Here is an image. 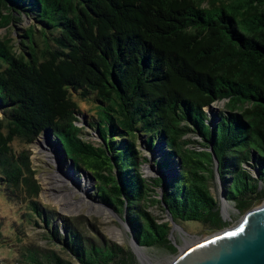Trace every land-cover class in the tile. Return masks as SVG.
<instances>
[{"label":"trees","instance_id":"16d2710c","mask_svg":"<svg viewBox=\"0 0 264 264\" xmlns=\"http://www.w3.org/2000/svg\"><path fill=\"white\" fill-rule=\"evenodd\" d=\"M23 12L33 22L21 39L0 37V195L25 200L24 214L50 229L46 239L62 238L57 215L39 201L30 150L13 142L29 145L47 129L65 160L94 177L95 195L126 213L146 247L170 242V222L147 210L160 203L154 195L162 180L142 171L149 161L142 148L151 151L158 141L178 165L163 187L176 222L209 231L226 226L209 183L212 153L202 148L213 147L226 197L240 213L264 199V0H0V28ZM72 90L96 95V121L87 125L96 123L99 145L76 124ZM222 100L225 110L211 126L206 108ZM250 160L256 176L243 165ZM78 219L63 221L59 241L71 260L28 245L22 261L134 263L127 248L97 231L87 235Z\"/></svg>","mask_w":264,"mask_h":264},{"label":"rangeland","instance_id":"374dc122","mask_svg":"<svg viewBox=\"0 0 264 264\" xmlns=\"http://www.w3.org/2000/svg\"><path fill=\"white\" fill-rule=\"evenodd\" d=\"M16 20L18 22H12L9 26L0 28V37L3 38L8 35L14 42H18L21 39L20 34H23L22 30L33 22L26 12L16 15ZM71 97L76 101L80 109V112L76 113L75 116L78 118L76 124L84 128L83 137L99 145L102 140L97 134L96 123H94L93 127L87 125L88 121H96V117H92V114H96V95L91 93L86 98H82L79 91L72 90ZM223 110H225L224 100L217 101L213 103V107L206 108L208 123L211 126L220 119L219 112ZM2 114L3 112L0 107V117ZM45 131L29 145L15 140L13 146L16 150L23 148L30 150L31 163L33 169L36 171V178L41 185L39 201L47 210L57 215L54 224H58L62 238L58 241L46 239L44 234H49L50 229L46 228L41 220H38L37 224L35 216L31 220L28 215L24 214L28 210L25 200H21L20 198L22 202H19L18 200H12L0 195V259L4 260L5 264H26L22 261L21 255L26 252L25 250L28 245L40 246L44 249H55L65 259L71 260V253L61 243L63 235L67 231L63 222L65 219L74 221L79 218L78 220L82 222L81 227L84 228V233L87 235H95L97 231L100 235H105L109 240L127 248L133 255V264H168L181 249L215 232L207 230L199 222H182L178 223V226L174 228H172L171 223L170 242L168 245H174L177 249L176 251L168 245L162 244L151 247L144 246L142 249L146 256L135 253L131 248V241L133 239L131 231L112 213L111 208L108 206L109 204L106 205L107 203L105 204V202L95 195V183L92 177L88 172L83 174L84 169H78L74 164L73 168L75 170H73L70 167L72 162L65 160V153L59 141L52 132L46 133ZM190 136L192 139L200 140L196 135L191 134ZM158 143L151 152L142 148L144 155L148 156L152 162V167L144 163L142 171L147 178L161 177L164 183H167L177 175L176 170L178 165L173 163L175 162V158H170L165 154L163 141H158ZM53 146L57 148H54L55 152H50ZM155 159L161 161L168 160V164L165 167L157 166L154 163ZM243 165L254 176L257 175L258 165H255L254 160H250ZM165 171H168L170 175L166 176ZM209 183L211 191L218 201L223 220L226 222L225 227L236 225L243 213H240L234 202L230 200L228 203L231 206L228 208V213H225L221 200H219L221 196L220 187L215 175ZM223 186L225 188V183H223ZM156 190L160 192L161 188L158 187ZM263 201L264 199L255 206L260 205ZM149 204L147 210L159 221L170 220V216L158 204ZM75 224L78 223L76 222ZM13 226L16 230L12 228Z\"/></svg>","mask_w":264,"mask_h":264},{"label":"water","instance_id":"95a60500","mask_svg":"<svg viewBox=\"0 0 264 264\" xmlns=\"http://www.w3.org/2000/svg\"><path fill=\"white\" fill-rule=\"evenodd\" d=\"M210 107H213V104L208 106V108ZM50 132H52L50 131V129L46 130V133ZM98 133L99 129L97 130V134ZM157 143L156 146L159 144ZM60 145L63 148L61 143ZM163 146L164 149V142ZM199 148L202 147L199 146ZM154 149H152L151 151H153ZM202 149H207L212 153L214 175L220 187L219 190L221 196L219 200H221L223 206L224 204H229V200L226 197V189L223 186L224 181L221 178L219 170V159L214 153L212 146ZM145 163L148 164L149 167H152V162L150 159ZM179 164H181V161H179ZM70 167L75 170V168H73V162ZM176 172L178 174V168ZM257 172H259L258 168ZM82 173L86 174L87 171L84 170ZM165 173L166 176L170 175L168 171H165ZM88 174L92 177L93 180H95L90 173ZM158 178H160L162 181L161 185L155 187L156 193L154 196L160 200V203L157 204L161 208H163V210H165L166 213L170 216V220L166 221H169L170 224L172 223V228H174L175 226H178V222L173 219V216L169 212V209L163 202V187L172 178L167 183H164V180L161 177ZM149 179L152 180L151 178ZM158 187L161 188L160 192L156 190V188ZM108 206L111 208L112 213L131 231L133 237L131 241V248L135 253H138L136 247L143 248L144 246L141 245L135 238V232L131 229L128 223L126 213L122 216L118 214L114 210V208H112V206ZM220 213L222 215L221 209ZM168 264H264V201L260 205L254 206L248 211L244 212L240 221L236 225L225 227L218 231H215L207 237L197 240L192 245H188L187 247L181 249V251Z\"/></svg>","mask_w":264,"mask_h":264},{"label":"bare ground","instance_id":"6f19581e","mask_svg":"<svg viewBox=\"0 0 264 264\" xmlns=\"http://www.w3.org/2000/svg\"><path fill=\"white\" fill-rule=\"evenodd\" d=\"M46 132V131H45ZM47 140V139H46ZM46 140H45V143H46ZM54 148H57V147H52L51 148V150H50V152H55V150H54ZM174 169V168H173ZM86 180H88L87 178H86ZM47 188H48V186H47ZM231 205H229V204H224V206H223V208L225 209V213H228V208L230 207ZM195 243V242H194ZM193 244V243H192ZM192 244H190V245H192ZM187 247V246H186ZM185 248V247H184ZM136 249H137V251H138V253L139 254H141V255H145L146 256V254H145V252H144V250L142 249V248H138V247H136Z\"/></svg>","mask_w":264,"mask_h":264}]
</instances>
